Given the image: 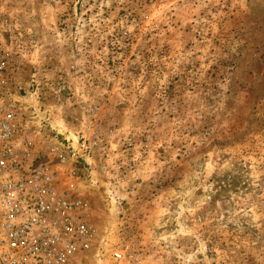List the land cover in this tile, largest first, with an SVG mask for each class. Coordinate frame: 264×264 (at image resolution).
<instances>
[{
  "label": "rangeland",
  "instance_id": "rangeland-1",
  "mask_svg": "<svg viewBox=\"0 0 264 264\" xmlns=\"http://www.w3.org/2000/svg\"><path fill=\"white\" fill-rule=\"evenodd\" d=\"M0 17L28 47L11 99L37 161L96 241L122 264H264V0H0Z\"/></svg>",
  "mask_w": 264,
  "mask_h": 264
},
{
  "label": "built area",
  "instance_id": "built-area-1",
  "mask_svg": "<svg viewBox=\"0 0 264 264\" xmlns=\"http://www.w3.org/2000/svg\"><path fill=\"white\" fill-rule=\"evenodd\" d=\"M8 26L0 17V264H122L121 246L95 240L84 218L88 205L61 193L53 166L37 161L31 131L11 99L28 47L6 40ZM35 77L31 88L39 90ZM80 149L88 154L91 147L84 141Z\"/></svg>",
  "mask_w": 264,
  "mask_h": 264
}]
</instances>
